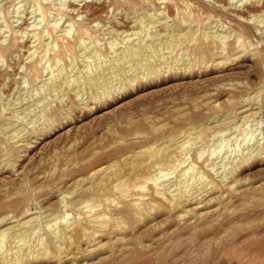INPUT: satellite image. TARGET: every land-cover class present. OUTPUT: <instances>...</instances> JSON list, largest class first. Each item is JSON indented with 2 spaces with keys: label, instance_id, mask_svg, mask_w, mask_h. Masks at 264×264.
<instances>
[{
  "label": "rangeland",
  "instance_id": "rangeland-1",
  "mask_svg": "<svg viewBox=\"0 0 264 264\" xmlns=\"http://www.w3.org/2000/svg\"><path fill=\"white\" fill-rule=\"evenodd\" d=\"M0 233V264H264V0H0Z\"/></svg>",
  "mask_w": 264,
  "mask_h": 264
},
{
  "label": "bare ground",
  "instance_id": "bare-ground-1",
  "mask_svg": "<svg viewBox=\"0 0 264 264\" xmlns=\"http://www.w3.org/2000/svg\"><path fill=\"white\" fill-rule=\"evenodd\" d=\"M85 3H86V2H85ZM242 14H243V13H242ZM128 18H129V17H128ZM90 22H91V21H90ZM95 22H96V21H95ZM95 22H94V23H95ZM126 22H127V21H126ZM164 22H165V21H164ZM124 23H125V22H124ZM124 23H123V24H124ZM167 28H168V26H167ZM86 32H87V31H86ZM57 37H58V36H57ZM59 46H60V45H59ZM64 51H65V50H64ZM28 71H29V70H28ZM2 81H3V80H2ZM140 185H141V184H140ZM135 186H136V185H135ZM120 190H121V189H120ZM127 190H128V189H127ZM160 192H161V191H160ZM142 195H143V194H142ZM142 195H141V196H142ZM144 195H145V194H144ZM65 197H66V194H64V198H65ZM64 198H63V199H64ZM106 198H107V197H106ZM63 199H60V201H62ZM131 199H132V198H131ZM139 200H140V199H139ZM147 200H148V199H147ZM112 201H113V200H112ZM112 204H113V203H112ZM135 204H136V203H135ZM153 205H154V204H153ZM137 209H138V208H137ZM197 214H198V213H197ZM101 218H102V217H101ZM95 219H96V218H95ZM67 227H68V226H67ZM62 230H63V229H62ZM82 231H83V230H82ZM0 234H1V233H0ZM61 234H62V233H61ZM72 234H73V233H72ZM59 239H60V237H59ZM81 241H82V240H81ZM128 254H129V253H128ZM58 257H59V256H58ZM62 258H63V257H62ZM70 258H71V257H70ZM7 260H8V259H7ZM11 261H12V260H11ZM16 261H17V260H16ZM71 261H72V260H71ZM13 262H14V261H13ZM68 262H69V261H68ZM91 263H92V262H91ZM13 264H14V263H13ZM78 264H79V263H78Z\"/></svg>",
  "mask_w": 264,
  "mask_h": 264
},
{
  "label": "water",
  "instance_id": "water-1",
  "mask_svg": "<svg viewBox=\"0 0 264 264\" xmlns=\"http://www.w3.org/2000/svg\"><path fill=\"white\" fill-rule=\"evenodd\" d=\"M63 198H64V194H61V195H60V199H63Z\"/></svg>",
  "mask_w": 264,
  "mask_h": 264
}]
</instances>
